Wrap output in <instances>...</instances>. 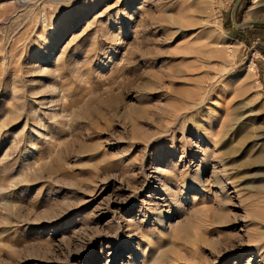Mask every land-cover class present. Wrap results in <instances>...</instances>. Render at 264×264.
I'll use <instances>...</instances> for the list:
<instances>
[{
  "label": "rangeland",
  "instance_id": "rangeland-1",
  "mask_svg": "<svg viewBox=\"0 0 264 264\" xmlns=\"http://www.w3.org/2000/svg\"><path fill=\"white\" fill-rule=\"evenodd\" d=\"M263 72L264 0H0V264H264Z\"/></svg>",
  "mask_w": 264,
  "mask_h": 264
},
{
  "label": "bare ground",
  "instance_id": "bare-ground-1",
  "mask_svg": "<svg viewBox=\"0 0 264 264\" xmlns=\"http://www.w3.org/2000/svg\"><path fill=\"white\" fill-rule=\"evenodd\" d=\"M216 51H219L218 47L214 48ZM252 68V67H251ZM256 160H260L263 161L264 160V150H261L258 154V156L256 157ZM197 183H200L199 181ZM263 187V186H262ZM220 188V187H219ZM264 188V187H263ZM220 190H222L220 188Z\"/></svg>",
  "mask_w": 264,
  "mask_h": 264
},
{
  "label": "crops",
  "instance_id": "crops-1",
  "mask_svg": "<svg viewBox=\"0 0 264 264\" xmlns=\"http://www.w3.org/2000/svg\"><path fill=\"white\" fill-rule=\"evenodd\" d=\"M263 74H264V72H263Z\"/></svg>",
  "mask_w": 264,
  "mask_h": 264
}]
</instances>
